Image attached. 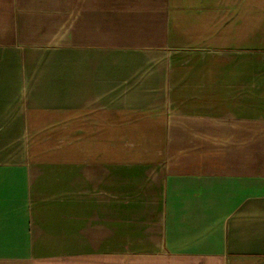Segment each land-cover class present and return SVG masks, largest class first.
I'll return each instance as SVG.
<instances>
[{
    "label": "crops",
    "instance_id": "1",
    "mask_svg": "<svg viewBox=\"0 0 264 264\" xmlns=\"http://www.w3.org/2000/svg\"><path fill=\"white\" fill-rule=\"evenodd\" d=\"M0 264H264V0H0Z\"/></svg>",
    "mask_w": 264,
    "mask_h": 264
}]
</instances>
